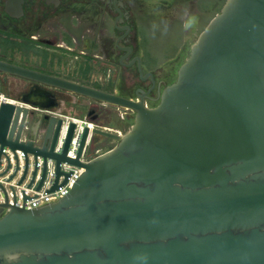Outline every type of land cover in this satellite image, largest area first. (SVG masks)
Here are the masks:
<instances>
[{"label": "water", "instance_id": "1", "mask_svg": "<svg viewBox=\"0 0 264 264\" xmlns=\"http://www.w3.org/2000/svg\"><path fill=\"white\" fill-rule=\"evenodd\" d=\"M0 71L133 113L123 134L95 123L86 153L96 136L115 144L84 160L86 126L76 158L66 157L73 122L53 152L63 119L49 90L0 104V153H24L17 184L28 154L43 159L37 188L47 158L51 190L60 162L83 169L54 202L0 203V264H264V0H225L153 106L141 89L129 98L4 62Z\"/></svg>", "mask_w": 264, "mask_h": 264}, {"label": "flooded vegetation", "instance_id": "2", "mask_svg": "<svg viewBox=\"0 0 264 264\" xmlns=\"http://www.w3.org/2000/svg\"><path fill=\"white\" fill-rule=\"evenodd\" d=\"M224 2L0 0V62L93 88H98L95 84H100L101 88L98 89L129 98H137V90L141 89L147 93L145 103L153 106L158 101L157 91L174 81L176 74L167 66L161 71H148L142 65V75L138 73L136 57L140 58L141 63L145 53L139 32L141 19L159 15L163 20H176L181 24L180 18L166 14L167 10L171 11L179 5L189 8L188 13L194 14L189 18L199 24L208 8L218 6L212 18ZM202 3H206L207 7H203ZM184 50L185 46H182L177 48L176 53L181 54ZM148 72H151V77ZM105 74L106 80L113 82L111 88L103 87ZM0 85L16 87L17 92L10 94L12 100L19 104L36 101L35 90L45 89L54 95L59 106L61 95L67 93L3 71H0ZM99 107H103L102 104L95 102L88 107L86 115L99 121L103 115ZM121 118L120 121L125 119L124 116ZM95 140L101 145L112 139L96 136Z\"/></svg>", "mask_w": 264, "mask_h": 264}, {"label": "rangeland", "instance_id": "3", "mask_svg": "<svg viewBox=\"0 0 264 264\" xmlns=\"http://www.w3.org/2000/svg\"><path fill=\"white\" fill-rule=\"evenodd\" d=\"M202 4L204 5L203 7H207L206 3ZM177 6L174 9L172 8L171 11L167 10L166 14L180 18L181 24L176 20H163L159 15H150L148 18L141 19L139 32L142 45L145 48V53L141 57V65L148 71H161L167 66L175 70L176 74L177 67L188 55L189 45L196 39L204 24L210 20L213 12L218 8V6L208 8V11L203 13L201 23L197 24L189 18L194 16L192 12L188 13L189 8ZM162 12L163 14L165 13L164 11ZM182 46H185V50L181 54L176 53L177 48H181ZM95 85L101 88L100 84ZM112 86L113 82L107 81L105 74L103 87L111 88ZM15 92H17L16 87L0 85V93L8 98L12 99L10 93L14 94ZM61 97L59 104L61 108L68 111L67 113L72 117L78 119H82L86 115L88 107L95 103V101L72 93H63ZM102 106L99 109L103 112V115L99 121L97 120L98 122L95 120L98 125L109 128L111 132L118 134H123L128 130L133 121L132 112H128V110L122 108L118 109L111 105L102 104ZM126 112L128 113L125 116L124 113ZM121 116H124L125 121L119 120L122 119ZM114 144V140H107L101 143V145L100 142L94 140L91 151L98 147V152L101 153L113 147ZM30 163L33 164V159H30Z\"/></svg>", "mask_w": 264, "mask_h": 264}, {"label": "built area", "instance_id": "4", "mask_svg": "<svg viewBox=\"0 0 264 264\" xmlns=\"http://www.w3.org/2000/svg\"><path fill=\"white\" fill-rule=\"evenodd\" d=\"M2 102L17 103L0 93V104ZM48 112L52 113L53 111ZM53 113H57V115L63 119L53 152H60L68 125L70 122H73L75 127L67 147L66 157L71 159L76 158L83 126L88 127L89 134L86 139L85 146L83 148V155L81 158L88 160L90 157H93L99 153L98 149L90 151L89 154L86 153L87 147H89L90 144L91 130L96 126L94 121H90L86 118L78 119L57 111ZM30 159H33V164L30 163ZM28 161V172L26 173L22 182L17 184L24 166V153L19 149L11 151L8 147L2 148L0 153V172L8 163L10 164V167L7 173L0 176V203L7 200L9 204H14L18 207H24L26 209H33L43 206L44 203L54 202L69 192L83 170L81 167L72 165L68 162H60L59 170L61 171V174L57 180V187L56 189L51 190L56 180V162L52 158H47L45 160L44 176L40 187L37 188L43 173V159L40 156H36L34 159L32 155L28 154ZM16 165L19 166V169L17 170L14 177L9 179V175L14 172ZM33 170L35 171V174L32 176L31 172Z\"/></svg>", "mask_w": 264, "mask_h": 264}, {"label": "crops", "instance_id": "5", "mask_svg": "<svg viewBox=\"0 0 264 264\" xmlns=\"http://www.w3.org/2000/svg\"><path fill=\"white\" fill-rule=\"evenodd\" d=\"M11 99V98H10ZM12 100V99H11ZM55 111L59 112V113H62V114H66V115H69L67 112L68 111H65L63 108H61V106H57V108L55 109ZM71 116V115H70Z\"/></svg>", "mask_w": 264, "mask_h": 264}]
</instances>
